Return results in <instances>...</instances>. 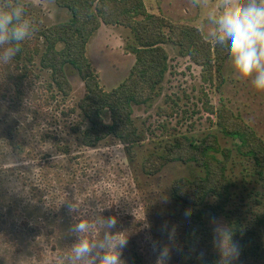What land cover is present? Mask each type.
<instances>
[{"label": "trees", "instance_id": "obj_1", "mask_svg": "<svg viewBox=\"0 0 264 264\" xmlns=\"http://www.w3.org/2000/svg\"><path fill=\"white\" fill-rule=\"evenodd\" d=\"M55 2L67 12L68 19L36 28L16 57L0 64V95L13 101L30 97L38 78L35 70L40 69L49 75L47 85H43L56 93L55 97L68 100L74 92L71 78L78 76L85 93L70 110L78 112L71 130L76 134L74 144L81 148L92 150L114 142L125 148L129 160L136 159L137 147L146 144L149 134L137 123L135 108L152 105L160 93L170 70L166 44L200 66L206 83L222 88L227 52L214 47L198 27L152 13L144 0ZM103 25L127 28L134 36V42L127 45L135 56L134 64L123 82L110 90L102 86L87 54L89 42ZM202 106L212 125L233 146H223L215 132L200 137L179 133L163 139L143 158L140 171L147 179L174 164L183 166L185 174L172 182L168 195L153 191L155 202L148 196L142 198L145 219L114 208L108 214L118 218L115 230L128 235L122 253L124 264H147L146 231L154 238L158 252L168 249L164 264H221L213 239L214 228L223 226L232 230L233 240L241 248L234 264H264V210L253 211L250 221L237 214L229 175L236 156L246 164L248 175L264 187V138L227 104L211 103L206 92ZM12 144L24 147L20 142ZM72 148L67 141L63 149L73 153ZM30 186L36 188L35 183ZM22 222L33 240L44 234L50 240L56 232V226L47 225L42 218ZM8 223L7 206L0 199V233Z\"/></svg>", "mask_w": 264, "mask_h": 264}, {"label": "rangeland", "instance_id": "obj_2", "mask_svg": "<svg viewBox=\"0 0 264 264\" xmlns=\"http://www.w3.org/2000/svg\"><path fill=\"white\" fill-rule=\"evenodd\" d=\"M144 1L150 12L198 27L207 38L209 29L201 27L198 19L203 16L197 6L200 0ZM21 2L36 28L69 17L55 0ZM133 42L129 29L112 25H103L89 42L88 57L106 90L117 87L128 76L135 56L127 45ZM165 48L170 70L160 93L152 105L135 108L134 117L149 134V140L137 147L133 161L125 148L114 142L92 150L74 144L76 134L71 125L78 112H72L70 107H75L85 93L84 83L76 75L71 78L74 92L68 100L55 97L56 93L44 86L49 75L40 69L35 70L38 78L32 84L30 97L13 101L0 95V199L9 213L8 227L0 233V264H62L61 258L73 242L68 232L73 217L68 213L67 202L79 203L86 211L103 208L100 214L104 217L114 208L118 213H134L145 219L142 198L148 196L154 201L153 191L168 195L172 182L185 174L183 166L174 164L155 178L142 175L143 158L157 149L163 139L179 133L200 137L215 132L223 146L232 147V141L223 137L203 110L204 92L211 103H225L240 113L264 138V92H257L250 82L236 79L229 58L223 86L217 90L203 80L202 68L182 57L178 48L172 44ZM67 141L73 144V153H65ZM14 142L24 147H15ZM245 166L235 156L229 175L236 212L250 221L253 211L264 210V187L248 175ZM31 183L36 184L35 189ZM36 217L56 226L50 240L46 234L33 240L24 229L23 219ZM146 233V263L158 264L160 255L155 240L150 232Z\"/></svg>", "mask_w": 264, "mask_h": 264}, {"label": "clouds", "instance_id": "obj_3", "mask_svg": "<svg viewBox=\"0 0 264 264\" xmlns=\"http://www.w3.org/2000/svg\"><path fill=\"white\" fill-rule=\"evenodd\" d=\"M197 6L203 14L199 24L208 27L207 39L214 47L226 50L235 78L264 92V0H200ZM35 31L36 24L21 0H0V64L10 63ZM67 209L73 217L68 229L73 242L62 264H124L128 235L115 230L116 216L104 217L103 208L86 211L76 202H67ZM213 244L221 264L238 260L241 248L229 227L214 228ZM159 255L161 264L168 249L161 248Z\"/></svg>", "mask_w": 264, "mask_h": 264}]
</instances>
